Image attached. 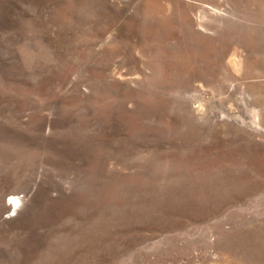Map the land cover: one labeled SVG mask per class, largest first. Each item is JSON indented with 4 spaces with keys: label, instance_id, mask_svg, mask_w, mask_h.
<instances>
[{
    "label": "rangeland",
    "instance_id": "rangeland-1",
    "mask_svg": "<svg viewBox=\"0 0 264 264\" xmlns=\"http://www.w3.org/2000/svg\"><path fill=\"white\" fill-rule=\"evenodd\" d=\"M0 264H264V0H0Z\"/></svg>",
    "mask_w": 264,
    "mask_h": 264
},
{
    "label": "bare ground",
    "instance_id": "bare-ground-1",
    "mask_svg": "<svg viewBox=\"0 0 264 264\" xmlns=\"http://www.w3.org/2000/svg\"><path fill=\"white\" fill-rule=\"evenodd\" d=\"M16 203H17V199L14 200V205H16Z\"/></svg>",
    "mask_w": 264,
    "mask_h": 264
}]
</instances>
